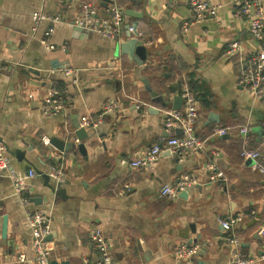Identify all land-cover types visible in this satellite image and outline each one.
<instances>
[{
	"label": "crops",
	"instance_id": "crops-1",
	"mask_svg": "<svg viewBox=\"0 0 264 264\" xmlns=\"http://www.w3.org/2000/svg\"><path fill=\"white\" fill-rule=\"evenodd\" d=\"M209 1L216 14L199 17L189 0H110L124 14L116 41L76 30L79 0H0V142L24 154L19 161L7 153L9 166L0 176V264H36L26 210L49 218L50 262H95L90 232L97 228L105 234L112 264H198V255L176 258L181 245L197 247L204 264H230V236L240 240L250 264H261L264 171L241 152L258 153L264 167V95L244 86V61L228 57L226 49L235 39L248 56L264 47V39L247 31L243 0ZM258 1L264 14V0ZM34 13L47 18L34 23ZM98 13L106 15L102 2ZM127 25L136 33L130 35ZM49 26L53 49L41 42ZM131 38L146 48L141 64L127 48L119 49ZM60 68L82 71L67 77L55 73ZM184 86L198 101V145L165 150L154 163L132 169L131 160L170 136L163 110L182 106L175 98ZM50 91L63 97V113L40 111ZM84 119L97 125L84 127L86 136L77 141L75 124L82 127ZM220 128L227 133L214 132ZM52 137L82 142L84 153L60 152L43 141ZM210 164L218 173L215 180ZM52 168L63 173L49 181L61 182L58 195L37 172ZM29 169L35 176L27 177ZM11 174L22 177L27 190L16 192ZM179 180L187 183L184 196L183 190L175 198L160 193L162 185ZM228 216L240 220L226 231L220 220Z\"/></svg>",
	"mask_w": 264,
	"mask_h": 264
},
{
	"label": "built area",
	"instance_id": "built-area-1",
	"mask_svg": "<svg viewBox=\"0 0 264 264\" xmlns=\"http://www.w3.org/2000/svg\"><path fill=\"white\" fill-rule=\"evenodd\" d=\"M102 0H79V15L74 19L73 25L84 31H91L99 33L108 39L118 41L123 33L124 14L122 8L108 3L106 6V15L98 13V5ZM191 9L199 17L214 16L217 11V6L212 4L209 0H189ZM240 8L245 20L247 22V31L257 40L264 39V14L262 7L258 0H243L240 3ZM45 15L34 13L32 19L34 23L46 19ZM57 18L52 19L55 23ZM126 31L131 35L136 33L135 28L131 25L126 26ZM53 32V26H49L44 31V38L42 44L48 49H53L54 46L48 43V37ZM226 55L230 58L238 57L244 61V69L241 74L242 83L255 94L264 95V47L257 50L251 55H246L242 52L240 42L238 40H231L227 44ZM82 69L60 68L55 71L61 76L77 75ZM182 106L179 109H165L163 110V127L170 136L164 140L151 144L144 152L137 158L131 160L129 165L132 169H140L147 165L154 163L165 150L172 153H177L180 150L194 149L198 145V141L194 136V128L199 116L198 101L192 91L184 86L181 89ZM111 104L104 109L109 111ZM40 111L47 116H54L65 111V102L63 97L56 91H50L40 103ZM82 127H94L97 125V120L84 119L81 123ZM182 131L181 135H176L175 129ZM220 135L227 133V128H220L214 131ZM240 132L245 134L246 127L240 128ZM43 141L49 142V139L43 138ZM244 157H250L255 161L254 167L260 171H264L263 165L259 162V154L250 152L244 149L241 152ZM9 158L6 148L0 142V176H2L8 169ZM208 169L212 171L211 179H216L218 173L213 164H210ZM49 176L52 178H62L63 173L55 168L48 170ZM15 181L16 192H24L27 190L26 185L22 181V177L10 175ZM35 176V171L29 169L27 177ZM187 186L186 180H179L172 184H164L160 188V193L169 198H175L177 194L184 190ZM22 202H26V197L21 196ZM26 221L32 236V248L34 253V261L36 264H51L49 258V247L46 237L50 234L51 228L48 216L38 210H26ZM240 220L239 216H228L220 220L224 230H231L233 226ZM259 233L264 238V225L261 226ZM90 239L98 252V258L91 264H112V259L109 252V245L105 234L100 229H94L90 232ZM229 243L233 245L232 261L230 264H250L251 259L243 256L239 250L240 240L235 236L226 238ZM198 254V248L195 246L181 245L175 250L176 258H189ZM20 261L25 260V256H19ZM264 264V254L258 260Z\"/></svg>",
	"mask_w": 264,
	"mask_h": 264
},
{
	"label": "water",
	"instance_id": "water-1",
	"mask_svg": "<svg viewBox=\"0 0 264 264\" xmlns=\"http://www.w3.org/2000/svg\"><path fill=\"white\" fill-rule=\"evenodd\" d=\"M102 3L104 4V6H107L108 3H110V0H102ZM134 27V26H133ZM77 31H81L80 28L75 27ZM135 28V27H134ZM135 34V33H134ZM128 49L127 50V54L130 56L135 55V59L137 60L136 62H138L139 64L142 63V61L146 58V48L141 44V42H139L136 38H131L129 40L128 43H123L120 44L119 49L124 50V49ZM145 85H146V90H148L149 92L152 93V89L150 88V85L145 81ZM154 96H156L155 93H153ZM182 102V98L180 96H177L175 98V103H181ZM176 105V104H175ZM178 106H174L173 109H178ZM212 119V117H210ZM211 122H217V120H210ZM75 136H76V140L77 141H82L86 134L85 132L86 129L84 127H80L79 123L75 124ZM182 131L178 128L175 129V134L176 135H181ZM49 144L56 148L57 150H59L60 152H68V151H73L74 149H78L79 152L84 153V145L82 144V142H77L75 143L74 141H66V140H62L56 137H52L49 140ZM6 151L8 154L14 155L19 161H21L24 158V154L23 151H20L18 149H15L13 151L9 150L8 148H6ZM38 174L40 176H42V178H44L45 180V185L52 191V193L58 195L60 193H62V189L58 188V185L61 183L58 181H53V183H49V181H51L50 176L48 171L43 172V171H37ZM188 189H184L183 191H181V196H184V194H186ZM29 201H32L34 203H40V198H36V197H31L29 199ZM5 218L3 219V228H5ZM51 236H47V239H50ZM204 249V247H203ZM198 255V256H197ZM197 261L198 264H204L201 260V256L199 255V253L197 254ZM51 264H70L69 261H62V262H56V261H51Z\"/></svg>",
	"mask_w": 264,
	"mask_h": 264
}]
</instances>
